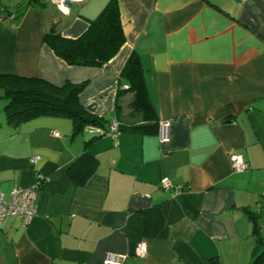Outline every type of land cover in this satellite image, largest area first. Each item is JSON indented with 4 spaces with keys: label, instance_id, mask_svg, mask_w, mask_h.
<instances>
[{
    "label": "crops",
    "instance_id": "0c3cea01",
    "mask_svg": "<svg viewBox=\"0 0 264 264\" xmlns=\"http://www.w3.org/2000/svg\"><path fill=\"white\" fill-rule=\"evenodd\" d=\"M22 1L0 0V16ZM107 1L71 0L66 13L32 3L0 22V75L86 82L82 107L119 123L115 137L95 139L88 125L75 132L55 115L13 126L0 87V191L8 199L43 179L35 216L1 223L0 264H105L107 252L124 255L122 264H250L252 214L264 237V0H118L125 41L109 61L77 66L56 56L44 41L52 22L75 38ZM132 52L157 121H170L166 143L133 129L144 121L132 93L118 95ZM83 151L94 169L77 185L67 170ZM232 153L245 171L233 170ZM141 240L144 257L134 254Z\"/></svg>",
    "mask_w": 264,
    "mask_h": 264
},
{
    "label": "trees",
    "instance_id": "16d2710c",
    "mask_svg": "<svg viewBox=\"0 0 264 264\" xmlns=\"http://www.w3.org/2000/svg\"><path fill=\"white\" fill-rule=\"evenodd\" d=\"M45 0H24L7 11L2 18L18 19L32 3L44 5ZM45 43L56 56L69 65L100 67L111 59L123 45V16L118 0H108L98 14L88 20L85 31L75 38H66L55 28L44 36ZM120 77L128 82L122 92L132 93L130 107L140 113L144 124L133 129L144 133L157 132L156 111L149 100L143 67L138 55L132 52L125 61ZM86 82L54 85L44 79L21 75H0L2 97L6 100L3 113L7 123L17 126L22 121L41 115L67 117L74 131L86 125L106 127L103 119L88 113L79 101V93ZM93 138H99L93 134ZM94 169V159L86 151L68 168L67 176L77 185H83ZM251 234L255 239L254 255L250 264H264V237L260 235L257 214L251 215Z\"/></svg>",
    "mask_w": 264,
    "mask_h": 264
},
{
    "label": "built area",
    "instance_id": "2783aa9c",
    "mask_svg": "<svg viewBox=\"0 0 264 264\" xmlns=\"http://www.w3.org/2000/svg\"><path fill=\"white\" fill-rule=\"evenodd\" d=\"M58 8L62 13H66L68 8L64 5V0H45ZM245 1V0H242ZM123 89H127L128 85H123ZM170 121L159 120L157 124V135L160 143H166L170 139ZM88 130L95 136L115 137L119 132V123L117 121L111 122L108 126L88 125ZM53 135L57 136L56 132ZM39 160V156L35 155L30 158L31 163H36ZM231 166L236 172H243L247 169V163L243 159L241 154L232 153L229 156ZM161 186L164 189H170L171 184L167 179H161ZM43 184L42 176L37 175L33 186L22 187L16 186L10 192V197L5 198L2 191H0V226L3 220L7 216H17L20 218L23 225H26L32 217L36 214V187ZM147 253L146 243L141 240L137 242L134 250V254L138 257H144ZM124 255L115 254L111 252L105 253L103 257V263L105 264H122Z\"/></svg>",
    "mask_w": 264,
    "mask_h": 264
},
{
    "label": "water",
    "instance_id": "95a60500",
    "mask_svg": "<svg viewBox=\"0 0 264 264\" xmlns=\"http://www.w3.org/2000/svg\"><path fill=\"white\" fill-rule=\"evenodd\" d=\"M71 0H64V5L67 7V8H70L71 7ZM56 25H57V21H54L52 22V24L50 25V28L48 29V32H53L56 28Z\"/></svg>",
    "mask_w": 264,
    "mask_h": 264
},
{
    "label": "rangeland",
    "instance_id": "374dc122",
    "mask_svg": "<svg viewBox=\"0 0 264 264\" xmlns=\"http://www.w3.org/2000/svg\"><path fill=\"white\" fill-rule=\"evenodd\" d=\"M84 135H88V134L86 133V134H84Z\"/></svg>",
    "mask_w": 264,
    "mask_h": 264
}]
</instances>
